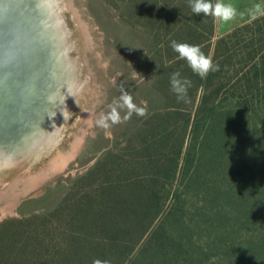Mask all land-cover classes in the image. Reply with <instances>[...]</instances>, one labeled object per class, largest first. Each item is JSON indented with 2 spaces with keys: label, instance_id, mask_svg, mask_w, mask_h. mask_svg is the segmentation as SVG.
Wrapping results in <instances>:
<instances>
[{
  "label": "trees",
  "instance_id": "1",
  "mask_svg": "<svg viewBox=\"0 0 264 264\" xmlns=\"http://www.w3.org/2000/svg\"><path fill=\"white\" fill-rule=\"evenodd\" d=\"M191 3L120 6L143 23L147 114L55 201L0 220V264H264V16L213 40ZM173 40L219 70L201 78ZM173 72L192 81L187 103Z\"/></svg>",
  "mask_w": 264,
  "mask_h": 264
},
{
  "label": "rangeland",
  "instance_id": "2",
  "mask_svg": "<svg viewBox=\"0 0 264 264\" xmlns=\"http://www.w3.org/2000/svg\"><path fill=\"white\" fill-rule=\"evenodd\" d=\"M54 1L62 3L57 6L64 12L66 29L69 27L68 35L71 42L73 41L72 48L76 47L73 52L78 53L75 56L77 55L79 65L80 62L83 63L75 70L78 83L69 93L70 98L74 99L67 106L61 124L52 131L53 141L50 140L45 145L46 148H42V153L34 160L33 166L30 165L24 172L18 170L13 175H5L6 180L0 181V220L19 215L20 207L28 210L38 202L55 201L66 190L62 185L67 183L68 176L84 171L107 144L114 139H122L121 134L132 124L135 114L108 129L95 125L101 114H106L111 106L119 102L122 90L131 94L138 106L143 107L146 103L144 81L147 73V46L144 42L143 23L124 14L129 8L120 9L123 2L131 0ZM226 2L235 5L243 15H238L228 24L216 20L213 40L235 26L251 20L248 10L253 4H264V0ZM130 5L132 4L127 6ZM121 115H126V110ZM74 145L77 152L63 169L53 171L32 184L28 176L36 177L39 171L49 166L57 153L67 154ZM2 148L6 149L7 144H3ZM43 207L44 203H40L34 209L38 211Z\"/></svg>",
  "mask_w": 264,
  "mask_h": 264
},
{
  "label": "bare ground",
  "instance_id": "3",
  "mask_svg": "<svg viewBox=\"0 0 264 264\" xmlns=\"http://www.w3.org/2000/svg\"><path fill=\"white\" fill-rule=\"evenodd\" d=\"M57 4L0 0V181L33 166L74 99L69 93L78 83V53L73 52L76 47ZM76 145L67 154L57 153L36 177L28 176L30 184L63 169L77 152Z\"/></svg>",
  "mask_w": 264,
  "mask_h": 264
},
{
  "label": "clouds",
  "instance_id": "4",
  "mask_svg": "<svg viewBox=\"0 0 264 264\" xmlns=\"http://www.w3.org/2000/svg\"><path fill=\"white\" fill-rule=\"evenodd\" d=\"M192 12L195 14H203L211 16L219 20L222 24H228L235 20L238 15H243L238 8L226 0H192ZM248 15L252 19L259 16H264V4L255 3L248 10ZM173 51L185 59L192 69L201 78H205L209 72L219 70V65L215 64L212 57L205 55L198 45L189 44L186 42L178 43L173 40L170 44ZM171 90L176 94L177 100L184 103L188 102V89L192 86V81L187 78H182L179 72H173L170 75ZM58 103L57 101H53ZM126 110V115L122 117L121 112ZM132 114L145 116L147 114L146 107L138 106L133 99V96L127 91L122 90L119 102L110 107L106 114H101L95 121V125L108 129L109 127L119 124L122 120H127ZM93 264H110L108 260H94Z\"/></svg>",
  "mask_w": 264,
  "mask_h": 264
},
{
  "label": "water",
  "instance_id": "5",
  "mask_svg": "<svg viewBox=\"0 0 264 264\" xmlns=\"http://www.w3.org/2000/svg\"><path fill=\"white\" fill-rule=\"evenodd\" d=\"M31 77H32V76H31ZM30 81L34 82L33 79H31ZM37 85H38V82L33 83L32 91L36 89Z\"/></svg>",
  "mask_w": 264,
  "mask_h": 264
}]
</instances>
